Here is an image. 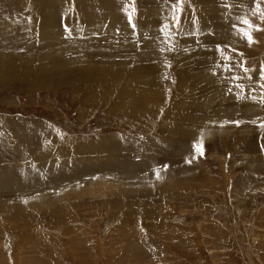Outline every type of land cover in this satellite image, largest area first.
<instances>
[{"label":"rangeland","instance_id":"1","mask_svg":"<svg viewBox=\"0 0 264 264\" xmlns=\"http://www.w3.org/2000/svg\"><path fill=\"white\" fill-rule=\"evenodd\" d=\"M175 3L0 0V264H264V0Z\"/></svg>","mask_w":264,"mask_h":264},{"label":"snow or ice","instance_id":"2","mask_svg":"<svg viewBox=\"0 0 264 264\" xmlns=\"http://www.w3.org/2000/svg\"><path fill=\"white\" fill-rule=\"evenodd\" d=\"M182 2H183V0H176L175 5L173 6L172 11H173V14H174L173 15V19L174 20L178 19V16L175 15V14L180 11V7L179 6H180V4ZM126 15H127L128 22L131 25L132 24V10H129L126 13ZM261 19L264 20V15L261 16ZM242 23H243V25L245 27L242 28V29H239V31L241 32L243 38L247 40L249 45H251L252 43H254V39H253L252 31H250V30H257V31L260 30L259 29V25H253L251 23V21L249 19H247V18L243 19ZM160 30H161V32L164 33L165 36L168 35V32H167L165 27H162ZM172 50L173 49L171 47L167 49V51H172ZM221 50H222L221 49V45H217L216 46V51L218 53H221ZM161 51H165V49L162 48ZM230 51H234V50L230 49ZM223 59L225 61L224 65H223L224 69L226 71L230 70V65H229L228 61H230L231 57L226 55V54H224L223 55ZM239 67H240L241 71H243L246 74L248 73L249 70L245 67V64L243 62L239 63ZM249 78H251V77H249ZM260 78H261V80H264V65L260 66ZM232 79L233 80H238V79H240V77L233 76ZM236 87L238 89H240L241 92H243V86L242 85L237 84ZM261 87L264 88V85H261ZM261 103H264V96L261 97ZM232 123L239 124V121H233ZM259 126L261 128H264V122H261ZM194 150L199 156H203L204 155V149H203V145L202 144H194ZM186 163H191V161L190 160H186ZM163 167L165 169H167L168 165L165 164ZM154 174L156 175L157 178H159V170H154Z\"/></svg>","mask_w":264,"mask_h":264},{"label":"bare ground","instance_id":"3","mask_svg":"<svg viewBox=\"0 0 264 264\" xmlns=\"http://www.w3.org/2000/svg\"><path fill=\"white\" fill-rule=\"evenodd\" d=\"M165 14H166V13H165ZM230 42H232V41H230ZM238 42H240V41H238ZM238 42H237V43L232 42V43H234V44L236 45L235 48H234V52H233L234 55H235V54L238 55V52H240V55H242V54L244 53V52L240 51V49H239V43H238ZM127 43H128V42H127ZM147 44H148V43H147ZM124 45H125V44H124ZM135 46H136V45H135ZM127 47H128V46H127ZM150 48H151V47H150ZM154 48H155V47H154ZM144 50H145V49H144ZM149 50H150V49H149ZM100 52H103V50L100 51ZM145 52H146V51H145ZM147 54H149V53L147 52ZM240 55H238V56L240 57ZM249 55H251L250 52L248 53V56H249ZM253 55H254V54H253ZM243 56H245V53L242 55V57H243ZM234 57H235V56H234ZM238 59H239V58H238ZM109 60H110V59H109ZM193 62H196V64L199 65V61H198L197 59H196L195 61H193ZM235 63H236V62H235ZM57 64H58V63H57ZM190 65H191V64H190ZM234 65H235V64H234ZM255 70H256V69H255ZM111 71H113V70L111 69ZM111 71H109V72H111ZM109 72H108V73H109ZM117 73L120 74L118 71H117ZM160 73H161V72H160ZM203 73H204V72H203ZM109 74H110V73H109ZM198 75H199V77H198ZM198 75H197V77H198L199 79H201V77H203L202 72H199ZM253 75H254V74H253ZM202 79H203V78H202ZM202 79H201L200 81H202ZM111 80H112V79H111ZM197 80H198V79H197ZM147 81H148V80H147ZM111 82H112V81H111ZM111 82H110V84H111ZM154 82H155V81H154ZM108 83H109V82H108ZM163 83H164V82H163ZM69 84H70V83H69ZM199 84L201 85V82H200ZM137 88H138V87H137ZM181 91H182V90H181ZM127 92H128V91H127ZM219 92H220V91H219ZM231 95H232V99H233V96H234V95H233V94H230V98H231ZM214 96H215V95H214ZM226 96H227V95H226ZM235 97H236V96H235ZM230 98H229V99H230ZM247 100H248V99H247ZM230 101H231V100H230ZM254 101H257V100H254ZM254 101H253V102H254ZM134 102H135V100H134ZM220 103H221V102H220ZM225 103H226V102H225ZM230 104H231V103H230ZM230 104H229V105H230ZM205 106H206V105H205ZM229 107H230V106H229ZM231 109H233V108H231ZM234 109H236V108H234ZM238 109H239V108H238ZM247 109H248V108H247ZM247 109H244V108L242 109V108H241V110H244V113H248ZM245 110H246L247 112H246ZM248 110H249V113H250V110H251V109H248ZM253 112H254V111H253ZM249 113H248V114H249ZM252 114H253V113H251V115H252ZM254 114H255V112H254ZM252 116H253V115H252ZM254 117H255V115H254ZM254 117H253V118H254ZM207 119H208V118H207ZM262 122H263V121H262ZM198 133H199V132H198ZM199 135H200V134H199ZM204 135H205V134H204ZM209 135H210V133H209ZM201 136H202V135H201ZM205 137H207V136H205ZM224 137H225V136H224ZM207 138H208V137H207ZM261 138H262V137H261ZM222 142H223V141H222ZM223 143H224V142H223ZM214 146H215V145H214ZM215 147H216V146H215ZM263 151H264V150H263ZM259 155H260V154H259ZM7 181H9V179H7ZM31 195H32V194H31ZM45 199H46V198H45Z\"/></svg>","mask_w":264,"mask_h":264},{"label":"crops","instance_id":"4","mask_svg":"<svg viewBox=\"0 0 264 264\" xmlns=\"http://www.w3.org/2000/svg\"><path fill=\"white\" fill-rule=\"evenodd\" d=\"M194 2H196V0H194Z\"/></svg>","mask_w":264,"mask_h":264}]
</instances>
